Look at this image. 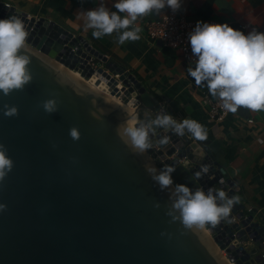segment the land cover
Instances as JSON below:
<instances>
[{"label": "water", "instance_id": "water-1", "mask_svg": "<svg viewBox=\"0 0 264 264\" xmlns=\"http://www.w3.org/2000/svg\"><path fill=\"white\" fill-rule=\"evenodd\" d=\"M13 15L29 32L33 79L22 91L0 93V144L13 161L0 181V204L6 206L0 210V264H229L203 227L187 230L166 215L176 184L193 191L214 185L223 191L229 187L232 196L240 193L217 144L155 128V134L150 133L154 147L137 155L117 134L118 126L128 125L129 112L67 71L85 79L106 71L107 79L118 75L134 100L133 113L143 123L161 111L179 122L189 119L191 109L183 110L167 98L166 106L152 99L137 80L111 67L113 63L93 48L105 70L74 66L63 54V44L84 42L81 37L69 41L72 34L58 24L26 19L0 3V19ZM47 99L57 100L55 112L43 110ZM5 104L15 106L18 115L6 117ZM72 127L78 129L79 140L70 137ZM164 135L169 143L157 145ZM184 156L193 165L189 171L178 163ZM146 164L157 171L165 164L174 166L172 187L160 190ZM204 166L207 173L201 171ZM233 207L242 210L244 205ZM253 214L238 215L243 228L235 226L238 239L253 238V245L231 252L235 264H264V227Z\"/></svg>", "mask_w": 264, "mask_h": 264}, {"label": "clouds", "instance_id": "clouds-1", "mask_svg": "<svg viewBox=\"0 0 264 264\" xmlns=\"http://www.w3.org/2000/svg\"><path fill=\"white\" fill-rule=\"evenodd\" d=\"M112 7L116 11H110L101 2L98 7L82 12L84 27L92 30L95 39L116 33L118 43L124 44L141 38L138 20L150 14L159 15L165 7L176 12L181 8V0H115ZM28 36L20 17L13 15L0 19V93L4 96L22 91L33 79L28 67L31 63L27 53ZM188 40L196 60L195 68L189 67L187 71L197 86H206L209 94L220 100L226 112L236 113L241 107L252 111L264 110V33L253 30L245 35L227 23L197 21ZM42 107L46 113H53L57 110V100L47 99L42 102ZM4 115L16 116L18 109L5 104ZM155 128L170 130L180 137L187 133L197 141L207 139V131L199 122L192 119L178 122L163 111L148 123L136 120L131 125H120L117 134L133 153L143 155L154 147L150 133L155 134ZM69 135L73 140L80 138L76 127L70 128ZM169 141L170 137L164 135L157 145H167ZM6 153V147L0 144V181L13 167V161ZM144 167L160 190L172 187L174 166L165 164L159 171L147 164ZM201 171L207 173V166ZM169 199L171 205L166 215L171 217L170 222L179 221L187 230L216 226L239 203L238 196L229 197L223 190L210 187L207 192L202 189L193 191L184 184H176ZM5 207L0 204V210ZM154 207L158 208L159 204Z\"/></svg>", "mask_w": 264, "mask_h": 264}, {"label": "crops", "instance_id": "crops-1", "mask_svg": "<svg viewBox=\"0 0 264 264\" xmlns=\"http://www.w3.org/2000/svg\"><path fill=\"white\" fill-rule=\"evenodd\" d=\"M101 2L110 11H116L112 7L115 0H0L26 19L43 18L81 37L106 56L113 63L111 67L120 68L137 80L152 99L166 106L163 99L167 98L183 110L190 108L191 114L186 116L204 126L206 140L217 144L216 149L220 148L223 160L229 163L240 187L236 195L239 204L253 208L254 220L264 227V110L241 107L222 122L211 120L207 109L201 106V97L209 94L208 89L197 86L187 71L189 67L195 68V64L183 60L179 51L164 48L159 41L150 42L143 29L145 23L172 14L188 22L227 23L245 35L253 30L264 33V0H181V8L176 12L165 7L159 15L150 14L138 20L141 38L124 44L118 43L116 33L95 39L92 30L84 27L82 12L98 7Z\"/></svg>", "mask_w": 264, "mask_h": 264}, {"label": "built area", "instance_id": "built-area-1", "mask_svg": "<svg viewBox=\"0 0 264 264\" xmlns=\"http://www.w3.org/2000/svg\"><path fill=\"white\" fill-rule=\"evenodd\" d=\"M2 4L7 8H10V4ZM205 22L210 24H220L211 20H206ZM195 26V22H188L182 16L165 14L156 20L145 23L143 25V29L146 39H148L150 42L159 41L164 48L179 51L183 60L188 63L195 64L196 57L191 52V46L188 40L189 33L193 31ZM74 38H76V36L72 34V38L69 41H72V39ZM63 46L67 48L63 54L66 55V57L70 59L71 62H74V66H82V68H85V66L88 65L94 71L98 69V67L96 66L98 61L97 57L96 55L91 53L92 47L86 42H77L73 45L63 44ZM108 62L109 60L107 61V63ZM78 75L80 76V74ZM112 78L119 82L118 75L112 76ZM201 106L207 109L208 117L218 123L222 122L224 118L231 113L226 112L223 109L220 100L211 96L210 94H205L201 97ZM248 122L252 123V120H249ZM178 163L187 171H189L193 167L192 163L187 159L186 156H184L182 159H179ZM210 179H212V177H210ZM210 187L215 189L214 185H210L208 187L205 186V189L200 187L199 189L207 192L208 188ZM224 191L228 194L229 197L232 196L230 194L231 189L229 187H226V190ZM238 204L239 203H237L236 206H238ZM241 212L243 213L244 218H246L250 213H254V210L253 208L244 207L242 210L237 208L236 211H234L233 207L229 216L222 219L216 226L213 227L210 225H206L203 227L209 238L214 241V244L219 253L227 260L229 264L236 263V258H230L231 252H235L240 247L246 248L247 246L253 245V238H248L246 242L238 239V231L235 230V226L240 227L238 215ZM241 229L243 228L240 227L239 230ZM229 232H231V236L228 235ZM221 245H223V247H221ZM231 247H233L234 249H230ZM263 251L264 247L261 249L262 259L264 258V255L262 254Z\"/></svg>", "mask_w": 264, "mask_h": 264}, {"label": "bare ground", "instance_id": "bare-ground-1", "mask_svg": "<svg viewBox=\"0 0 264 264\" xmlns=\"http://www.w3.org/2000/svg\"><path fill=\"white\" fill-rule=\"evenodd\" d=\"M67 72L69 76L76 79L80 83L85 84L89 88L105 95L108 101L112 103V105L126 109L130 114L127 120L128 125L135 123L137 117L133 113L134 107L132 105L134 104V100H132V98L130 97L128 89L123 87L119 82L114 81L112 77H110L111 79L106 78L105 75L108 73H95L88 79H85L80 77L75 72ZM122 100H125L126 103H123Z\"/></svg>", "mask_w": 264, "mask_h": 264}, {"label": "rangeland", "instance_id": "rangeland-1", "mask_svg": "<svg viewBox=\"0 0 264 264\" xmlns=\"http://www.w3.org/2000/svg\"><path fill=\"white\" fill-rule=\"evenodd\" d=\"M105 64H106V63H105ZM96 66H97L98 68H101V69L105 70V66H104V64H103L102 62L97 61ZM106 72H107V71H106ZM119 102H120V101H119Z\"/></svg>", "mask_w": 264, "mask_h": 264}, {"label": "trees", "instance_id": "trees-1", "mask_svg": "<svg viewBox=\"0 0 264 264\" xmlns=\"http://www.w3.org/2000/svg\"><path fill=\"white\" fill-rule=\"evenodd\" d=\"M122 102H123V103H126V101H125V100H122Z\"/></svg>", "mask_w": 264, "mask_h": 264}]
</instances>
